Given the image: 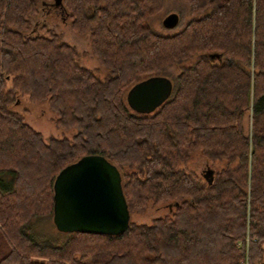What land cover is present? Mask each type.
I'll return each mask as SVG.
<instances>
[{"label":"trees","instance_id":"16d2710c","mask_svg":"<svg viewBox=\"0 0 264 264\" xmlns=\"http://www.w3.org/2000/svg\"><path fill=\"white\" fill-rule=\"evenodd\" d=\"M166 1L0 0V264H264V0H181L189 19L162 33L150 21ZM46 8L89 36L104 77L40 26ZM152 77L171 89L136 112L126 94ZM19 95L74 135L46 142ZM196 152L210 176L176 166ZM87 154L118 168L129 214L168 213L113 236L37 234L56 174Z\"/></svg>","mask_w":264,"mask_h":264},{"label":"water","instance_id":"95a60500","mask_svg":"<svg viewBox=\"0 0 264 264\" xmlns=\"http://www.w3.org/2000/svg\"><path fill=\"white\" fill-rule=\"evenodd\" d=\"M178 20V14L171 12L162 19V25L173 28ZM170 89L167 78H148L129 89L127 102L136 112H150L165 100ZM52 190V222L60 232L113 236L129 226L120 172L102 155H83L63 167L53 180Z\"/></svg>","mask_w":264,"mask_h":264},{"label":"rangeland","instance_id":"374dc122","mask_svg":"<svg viewBox=\"0 0 264 264\" xmlns=\"http://www.w3.org/2000/svg\"><path fill=\"white\" fill-rule=\"evenodd\" d=\"M176 12L179 14V22L173 28H165L162 25V19L167 13ZM189 19V10L185 2L181 0H167L163 9L154 15L150 21V24L158 31L162 33L173 32L183 27L184 23ZM38 23L46 24L50 28L59 34L61 40L73 45L79 56V63L88 69L96 72L100 77H104L106 71L100 67L97 59L91 52L90 39L87 34H78L70 27V22L67 18H64L63 13L54 11L52 8H46L43 10L41 19ZM32 33H38L37 26H34ZM175 70V69H173ZM171 71L172 73L174 71ZM170 81L169 77H165ZM129 105V103H128ZM130 108H132L129 105ZM14 110L21 113L24 116L25 122L35 131L42 134L44 140L47 142L51 138L62 139L71 138L75 130L74 129H61L55 126L53 121L54 114L50 111L47 103H35L30 101L25 96L19 95L17 104L14 105ZM247 113L243 117V127L245 132L249 133L250 130V115ZM176 160V158L174 159ZM177 161V160H176ZM207 160L202 156L200 152L193 154L191 160L185 164L178 161L177 167H185L188 170H193L199 177L209 172V166L206 163ZM217 167H221L222 164L216 162ZM168 207L164 206H149L144 212H133L130 214V220L136 224L149 223L152 218L161 216L168 213ZM31 227L35 229V232L40 236H44L48 241L56 243L65 238L66 233L58 231L52 218L46 217L38 220H34Z\"/></svg>","mask_w":264,"mask_h":264},{"label":"flooded vegetation","instance_id":"af4514ba","mask_svg":"<svg viewBox=\"0 0 264 264\" xmlns=\"http://www.w3.org/2000/svg\"><path fill=\"white\" fill-rule=\"evenodd\" d=\"M170 13H171V12H170ZM167 14H169V13H167ZM167 14H166V15H167ZM177 14H178V13H177ZM178 22H179V20H178Z\"/></svg>","mask_w":264,"mask_h":264}]
</instances>
